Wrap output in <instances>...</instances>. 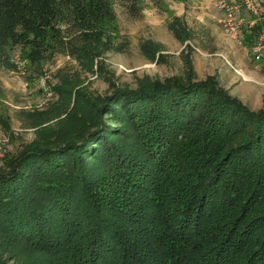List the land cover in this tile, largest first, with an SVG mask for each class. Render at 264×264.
Masks as SVG:
<instances>
[{"label": "trees", "instance_id": "16d2710c", "mask_svg": "<svg viewBox=\"0 0 264 264\" xmlns=\"http://www.w3.org/2000/svg\"><path fill=\"white\" fill-rule=\"evenodd\" d=\"M114 2L0 0V65L16 68L19 49L106 72ZM170 28L194 35L180 18ZM141 50L164 57L152 39ZM191 50L183 75L135 88L106 76L105 94L58 73L57 98L24 112L34 138L0 163V264H264V105L198 79Z\"/></svg>", "mask_w": 264, "mask_h": 264}, {"label": "rangeland", "instance_id": "374dc122", "mask_svg": "<svg viewBox=\"0 0 264 264\" xmlns=\"http://www.w3.org/2000/svg\"><path fill=\"white\" fill-rule=\"evenodd\" d=\"M246 8H242L241 15L248 20L251 13ZM113 13V21L106 24V37L112 40V48L102 57L107 70L102 74L84 70L75 58L64 53H56L40 66L32 65L21 57L19 49L11 55L16 68L0 65V140H5L4 144L1 142L3 149L14 151L34 138L33 129L26 126L24 112L48 105L45 104L47 99L41 83L46 72L51 75L47 82L51 89L57 83L60 71H76L93 91L105 94L109 91L106 76L121 86L135 88L140 79L183 75L185 63L182 51L187 44L192 47L190 53L198 79L213 76L228 89L234 77H243L238 78L242 80L239 85L228 91L252 109L264 105L263 66H259L248 42L240 43L225 34L220 22L224 12L215 6V0H115ZM177 18L182 19L194 34L186 42L175 37L170 28ZM147 39L161 44L160 53L164 54L161 61L149 60L142 52L141 44ZM227 40L233 47L246 49V56L242 55L240 59H245L252 68L246 69L242 64L235 63L221 51V45L223 42L227 45ZM231 64L245 70L241 71L242 76L231 68ZM223 65L229 72L224 76ZM252 70L256 77L251 75ZM55 99L56 95L52 100ZM2 159L3 156L0 163Z\"/></svg>", "mask_w": 264, "mask_h": 264}, {"label": "built area", "instance_id": "2783aa9c", "mask_svg": "<svg viewBox=\"0 0 264 264\" xmlns=\"http://www.w3.org/2000/svg\"><path fill=\"white\" fill-rule=\"evenodd\" d=\"M215 6L224 12V16L220 20L224 32L239 40L240 43L244 44V42H246L245 31L251 32L257 24H264V0H215ZM244 6H246L248 12L251 13L250 19L248 20L241 15ZM240 34L241 36H239ZM250 50L256 61L259 63V66H263L262 84H264V27L259 34L257 41L252 47H250ZM50 77V73L46 72L41 79L42 86L45 90V97L47 99L45 104H48L55 95L53 89L47 85ZM1 142L4 144L5 140H0V157H4L7 150L2 148Z\"/></svg>", "mask_w": 264, "mask_h": 264}, {"label": "crops", "instance_id": "0c3cea01", "mask_svg": "<svg viewBox=\"0 0 264 264\" xmlns=\"http://www.w3.org/2000/svg\"><path fill=\"white\" fill-rule=\"evenodd\" d=\"M255 28V27H254ZM252 31H254V29H252ZM251 31V32H252ZM246 33H250V32H248V31H245ZM243 33H244V31H243ZM226 34V33H225ZM227 35V34H226ZM229 36V35H228ZM231 37V36H230ZM221 51L224 53V54H226V56H229L230 58H232L233 60H234V62L235 63H237V64H242L246 69H248V68H252L251 66H250V64H248V63H246V61H245V59L244 60H242V59H240L241 58V56L242 55H245L246 56V49L244 48V49H242V48H240L239 46H237V47H233L232 45H230L229 44V42H228V40H227V45H225V43L223 42V44L221 45ZM243 50V51H242ZM225 65H223L222 67H224ZM255 67V66H254ZM225 69L224 70H222V72H223V76H224V73L225 74H228L229 72H228V68L227 67H224ZM231 68H233L238 74H240L241 75V71L243 72V71H245V70H243V68H241V67H236V66H233L232 64H231ZM241 68V69H240ZM244 68V69H245ZM250 71V70H249ZM230 75H231V73H230ZM251 75L253 76V77H256L255 75V71L254 70H252V72H251ZM242 76V75H241ZM238 78H242L243 79V77H234V79H232L230 82H229V84H228V89L231 91V89H233V87H236L237 85H239L240 83H241V79H238ZM253 88H256L255 86H253ZM57 98V97H56ZM241 99V98H240ZM242 100V99H241ZM243 101V100H242ZM0 126H1V123H0Z\"/></svg>", "mask_w": 264, "mask_h": 264}]
</instances>
